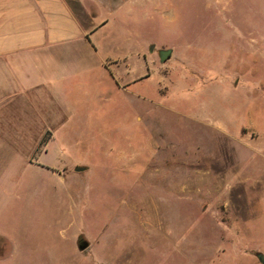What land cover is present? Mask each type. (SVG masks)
<instances>
[{
	"label": "rangeland",
	"instance_id": "374dc122",
	"mask_svg": "<svg viewBox=\"0 0 264 264\" xmlns=\"http://www.w3.org/2000/svg\"><path fill=\"white\" fill-rule=\"evenodd\" d=\"M147 2L107 17L124 62L62 65L61 127L1 165L0 264H261L264 0Z\"/></svg>",
	"mask_w": 264,
	"mask_h": 264
},
{
	"label": "crops",
	"instance_id": "0c3cea01",
	"mask_svg": "<svg viewBox=\"0 0 264 264\" xmlns=\"http://www.w3.org/2000/svg\"><path fill=\"white\" fill-rule=\"evenodd\" d=\"M137 5L141 0H0V167L7 162L3 169L23 174L17 162L30 165L47 132L61 127L62 65L73 58H95L106 69L124 62L104 50L101 33L111 27L107 17Z\"/></svg>",
	"mask_w": 264,
	"mask_h": 264
},
{
	"label": "water",
	"instance_id": "95a60500",
	"mask_svg": "<svg viewBox=\"0 0 264 264\" xmlns=\"http://www.w3.org/2000/svg\"><path fill=\"white\" fill-rule=\"evenodd\" d=\"M160 55H161L162 61H166L170 57V55H171V50L162 51L160 53ZM78 170L79 171H84L85 169L84 168H81V169H78ZM88 247H89L88 243H83V244H80L79 249L81 251H84ZM257 258L259 259V261H260L261 264H264V254L258 253L257 254Z\"/></svg>",
	"mask_w": 264,
	"mask_h": 264
},
{
	"label": "flooded vegetation",
	"instance_id": "af4514ba",
	"mask_svg": "<svg viewBox=\"0 0 264 264\" xmlns=\"http://www.w3.org/2000/svg\"><path fill=\"white\" fill-rule=\"evenodd\" d=\"M83 244V243H82Z\"/></svg>",
	"mask_w": 264,
	"mask_h": 264
}]
</instances>
